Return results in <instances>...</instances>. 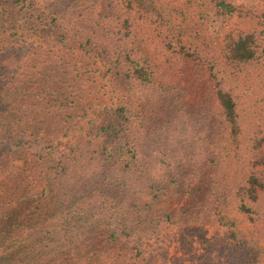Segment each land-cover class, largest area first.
Here are the masks:
<instances>
[{
    "label": "trees",
    "instance_id": "trees-1",
    "mask_svg": "<svg viewBox=\"0 0 264 264\" xmlns=\"http://www.w3.org/2000/svg\"><path fill=\"white\" fill-rule=\"evenodd\" d=\"M124 1L127 16L94 0H0V264L165 261L168 251L142 237L157 233L163 216L172 221L159 206L165 196L216 212L230 193L249 219H260L264 134L253 132L247 143L246 181L221 182L223 142L241 141L226 70L264 65L260 34L226 36L224 66L210 69L221 111L209 117L205 101L185 100L174 61L160 70L151 58L152 30L135 19L162 20L155 1ZM27 17L36 22L26 31L41 34L35 43L18 25Z\"/></svg>",
    "mask_w": 264,
    "mask_h": 264
},
{
    "label": "rangeland",
    "instance_id": "rangeland-1",
    "mask_svg": "<svg viewBox=\"0 0 264 264\" xmlns=\"http://www.w3.org/2000/svg\"><path fill=\"white\" fill-rule=\"evenodd\" d=\"M35 1L43 4L51 0ZM94 1L106 6L113 16H127V13L122 14L126 10L124 0ZM154 1L161 11L162 20H157V24H154L153 19H146L145 15L136 16L135 19L142 26L149 25L152 30L154 54L151 58L154 64L162 70L168 58L174 61L173 68L179 72L177 77H180L181 85L186 87L182 90L185 100L195 104L205 101L208 104L207 115L211 117L217 113L219 116L221 110L212 93L210 69H222L224 66L223 47L228 34L255 30L260 34L264 45V0H223L238 7L232 14L220 9L218 3L221 0ZM33 9L36 10L35 13L40 11L36 7ZM34 18L27 17L25 21L20 20L18 23L27 43H35L41 35L26 31L36 22ZM5 26L8 30L12 28L10 22H5ZM107 66L102 65V70H106ZM110 69L109 74L113 70ZM226 71L230 79L229 85L239 104L241 141L240 147L223 142L224 167L221 182L242 184L252 168L247 143L253 132L256 131V135L264 134V65L253 64L239 72ZM189 79L192 80V89ZM106 101L108 100L104 98L96 104L104 107ZM93 102L95 100L90 104L96 106ZM102 119L100 116L99 120ZM220 121L218 119V126ZM32 151L41 153V147L35 146ZM162 202L159 205L162 214L164 211L171 214L172 221L163 216L165 220L159 233L142 236L147 238V243L155 250L162 248L168 251V259L158 260L157 264H264V202L259 207L260 219L257 221L249 219L240 211L241 200L230 193L224 199L216 201V212L213 209L190 206L187 197L177 200L165 196ZM221 215L226 216L234 226L223 225L219 219ZM232 231L236 232L237 238L229 234ZM243 239L248 244L247 249L243 248ZM126 240L131 243L127 237Z\"/></svg>",
    "mask_w": 264,
    "mask_h": 264
}]
</instances>
